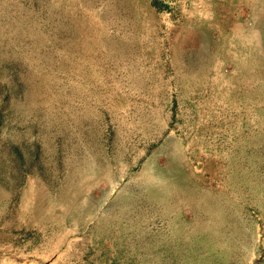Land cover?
Segmentation results:
<instances>
[{"label":"rangeland","instance_id":"374dc122","mask_svg":"<svg viewBox=\"0 0 264 264\" xmlns=\"http://www.w3.org/2000/svg\"><path fill=\"white\" fill-rule=\"evenodd\" d=\"M256 36L264 0H0V264H264Z\"/></svg>","mask_w":264,"mask_h":264},{"label":"bare ground","instance_id":"6f19581e","mask_svg":"<svg viewBox=\"0 0 264 264\" xmlns=\"http://www.w3.org/2000/svg\"><path fill=\"white\" fill-rule=\"evenodd\" d=\"M44 3V2H43ZM112 3V2H111ZM96 4V3H95ZM48 5V4H47ZM9 30V29H8ZM264 46V42H263V40H261V39H259L258 38V36H256V38L253 40V42H247L246 44H245V47L246 48H256V49H258V48H260V47H263ZM247 50H249V49H247ZM257 56H258V54L257 55H255V59L254 60H257ZM261 60V59H260ZM258 61V60H257ZM251 67V66H250ZM21 75V74H20ZM19 75V76H20ZM26 92V91H25ZM250 92V91H249ZM250 93H252V92H250ZM27 94H28V92H27ZM31 95V94H30ZM29 97V96H28ZM31 99V98H30ZM264 101V100H263ZM83 116V115H82ZM85 116V115H84ZM86 117V116H85ZM87 118V117H86ZM63 121V120H62ZM64 123V122H63ZM82 124V123H81ZM264 137V136H263ZM258 140H260L259 138H258ZM258 140H256V141H258ZM262 141H263V139H262ZM252 142V141H251ZM252 144V143H251ZM249 146V145H248ZM258 147V146H257ZM260 147V146H259ZM255 148V147H254ZM256 149V148H255ZM178 151V150H177ZM163 152H165V151H163ZM261 153V152H260ZM174 154V153H173ZM255 154V153H254ZM181 155V154H180ZM95 156V155H94ZM242 156V155H241ZM181 157V156H180ZM254 157V156H253ZM262 157H264V155L262 156ZM155 158V157H154ZM248 158V157H247ZM180 159V158H179ZM88 160V159H87ZM90 160V159H89ZM155 160V159H154ZM170 160V159H169ZM86 161V160H85ZM180 161V160H179ZM93 162V161H92ZM97 162V161H96ZM187 162V161H186ZM87 163V162H86ZM85 163V164H86ZM157 163V162H156ZM237 163V162H236ZM239 163V162H238ZM155 164V163H154ZM73 165V164H72ZM75 165V164H74ZM170 165V164H169ZM185 165V164H184ZM76 166V165H75ZM234 166V165H233ZM105 167V166H104ZM160 167V166H159ZM242 167V166H241ZM67 168V167H66ZM73 168V167H72ZM85 168V167H84ZM95 168V167H94ZM93 168V169H94ZM186 168V167H185ZM187 168H190V167H187ZM96 169V168H95ZM145 169V168H144ZM198 169V168H197ZM77 170V169H76ZM68 171V170H67ZM80 171H81V168H80ZM82 171H83V168H82ZM110 171V170H109ZM246 171V170H245ZM75 172V171H74ZM73 172V173H74ZM104 172V171H103ZM188 172V171H187ZM72 172H71V175L73 174ZM82 173V172H81ZM242 173V172H241ZM68 174H69V172H68ZM106 174H107V172H106ZM70 175V176H71ZM77 175V174H76ZM191 175V174H190ZM78 176V175H77ZM85 176V175H84ZM73 177H74V175H73ZM87 177V176H86ZM96 177V176H95ZM94 177V178H95ZM142 177V176H141ZM149 177V176H148ZM107 178V177H106ZM136 178H139V177H136ZM146 178V177H145ZM144 178V179H145ZM113 181V180H112ZM148 181V180H147ZM200 182H201V179L199 180ZM66 183V182H65ZM75 183V182H74ZM79 183V182H78ZM138 183V182H137ZM203 183V182H202ZM205 183V182H204ZM211 182H209V184H210ZM241 183V182H240ZM262 183V182H261ZM30 184H31V182H30ZM71 184V183H70ZM81 184V183H80ZM115 185V184H114ZM204 185V184H203ZM236 185H238V184H236ZM243 185H244V183H243ZM71 186H72V184H71ZM70 185H69V187H71ZM79 186V185H78ZM30 187H32V186H30ZM34 187V186H33ZM87 187V186H86ZM135 187V186H134ZM133 187V188H134ZM158 187V189H159V186H157ZM205 187V186H204ZM218 187V186H217ZM39 188V187H38ZM132 188V187H131ZM130 188V189H131ZM79 189V188H78ZM211 189V188H210ZM214 189V188H213ZM28 190V189H27ZM36 190V189H35ZM77 190V189H76ZM133 190V189H132ZM229 190V189H228ZM86 191V190H85ZM130 191V190H129ZM24 192V191H23ZM36 192V191H35ZM76 192V191H75ZM84 192V191H83ZM221 192V191H220ZM224 193V192H223ZM230 193V192H229ZM25 194V193H24ZM216 194V193H215ZM225 194V193H224ZM251 194V193H250ZM32 195V194H31ZM84 195H85V193H84ZM146 195V194H145ZM239 195V194H238ZM261 195V194H260ZM25 196V195H24ZM175 196V195H174ZM228 196V195H227ZM237 196V195H236ZM192 197V196H191ZM207 197V196H206ZM57 198V197H56ZM255 198V197H254ZM30 199V198H29ZM243 199V198H242ZM246 199V198H245ZM259 199H261V198H259ZM37 200V199H36ZM197 200V199H196ZM31 201V200H30ZM183 201V200H182ZM247 201V200H246ZM245 201V202H246ZM36 202V201H35ZM39 202V201H38ZM234 202V201H233ZM241 202V201H240ZM239 202V203H240ZM30 203V202H29ZM60 203V202H59ZM58 203V204H59ZM114 203V202H113ZM189 203V202H188ZM226 203V202H225ZM253 203V202H252ZM182 204V203H181ZM26 205V204H25ZM24 205V206H25ZM36 205V204H35ZM39 205V204H38ZM60 205V204H59ZM82 205V204H81ZM120 205V204H119ZM134 205V204H133ZM263 205V204H262ZM101 206V205H100ZM116 206V205H115ZM221 206V205H220ZM240 206V205H239ZM219 207V206H218ZM242 207V206H241ZM254 207V206H253ZM147 208V207H146ZM225 208H226V206H225ZM135 209V208H134ZM223 209V208H222ZM232 209H234V208H232ZM255 209V208H254ZM61 210V209H60ZM98 210V209H97ZM142 210V209H141ZM152 210V209H151ZM153 211V210H152ZM163 211V210H162ZM223 211V210H222ZM263 211V210H262ZM100 212H101V210H100ZM113 212V211H112ZM124 212V211H123ZM138 212V211H137ZM36 213H37V211H36ZM39 213V212H38ZM74 213V212H73ZM141 213V212H140ZM100 214H102V213H100ZM137 214V213H136ZM159 214V213H158ZM228 214V213H227ZM239 214V213H238ZM36 215V214H35ZM40 215V214H39ZM89 215V214H88ZM107 215V214H106ZM157 215V214H156ZM185 215V214H184ZM226 215V214H225ZM230 215V214H229ZM261 215V214H260ZM94 216V215H93ZM92 216V217H93ZM141 216V215H140ZM243 217V216H242ZM164 218V217H163ZM162 218V219H163ZM71 219V218H70ZM69 219V220H70ZM225 219V218H224ZM74 220V219H73ZM166 220V219H165ZM188 220V219H187ZM196 220V219H195ZM237 220V219H236ZM245 220H246V218H245ZM170 221V220H169ZM79 222V221H78ZM232 222V221H231ZM240 222V221H239ZM245 222V221H244ZM83 223V222H82ZM76 224V223H75ZM89 223H87L86 225H88ZM238 224V223H237ZM245 224H247V223H245ZM216 226V225H215ZM230 226V225H229ZM214 227V226H213ZM245 227H247V226H245ZM93 228V227H92ZM242 229V228H241ZM245 230V229H244ZM238 231H240V230H238ZM245 233V232H244ZM243 233V234H244ZM258 233V232H257ZM163 234V233H162ZM213 234V233H212ZM254 234V233H253ZM168 235V234H167ZM246 235V234H245ZM250 235V234H249ZM180 238V237H179ZM184 239V238H183ZM190 239V238H189ZM248 239V238H247ZM207 240V239H206ZM252 240V239H251ZM249 241V240H248ZM139 242V241H138ZM153 242V241H152ZM180 242V241H179ZM190 242V241H189ZM245 242H246V240H245ZM244 242V244H245V247L247 246L246 245V243ZM252 242V241H251ZM255 242H257V240L255 241ZM141 243V242H140ZM248 243V242H247ZM181 245V244H180ZM187 245H188V243H187ZM249 247V246H248ZM247 247V248H248ZM172 248V247H171ZM256 248V247H255ZM187 249H189V248H187ZM192 249V248H191ZM221 249V248H220ZM252 249V248H251ZM250 249V250H251ZM257 250V249H256ZM239 251V250H238ZM249 251V250H248ZM252 251V250H251ZM187 252V251H186ZM144 253V252H143ZM182 253V252H181ZM193 253V252H192ZM248 253V252H247ZM237 254V253H236ZM136 255V254H135ZM151 255V254H150ZM146 257V256H145ZM148 257V256H147ZM238 257V256H237ZM240 257V256H239ZM152 258V257H151ZM181 258V257H180ZM144 259V258H143ZM166 259V258H165ZM193 259V258H192ZM146 260H147V258H146ZM153 261V260H152ZM156 262V261H155ZM185 262V261H184ZM195 262V261H194ZM254 262V261H253ZM142 263V262H141ZM154 263V262H153ZM162 263V262H161ZM244 264H245V262H243ZM158 264V263H157ZM166 264V263H165Z\"/></svg>","mask_w":264,"mask_h":264}]
</instances>
